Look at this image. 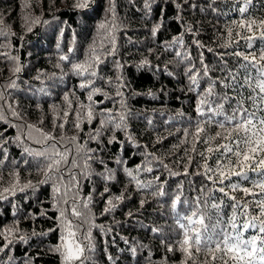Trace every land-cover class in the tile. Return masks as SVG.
Returning a JSON list of instances; mask_svg holds the SVG:
<instances>
[{
    "label": "trees",
    "instance_id": "1",
    "mask_svg": "<svg viewBox=\"0 0 264 264\" xmlns=\"http://www.w3.org/2000/svg\"><path fill=\"white\" fill-rule=\"evenodd\" d=\"M75 3L76 0H0V93L4 94V100H0V193L6 197L0 199V233L13 240L9 248L0 252V264H61L59 254L50 249L59 242V211L70 210L73 198L85 213L86 222L80 232L91 233L94 249L85 252L91 264H213L205 251L196 253L193 249L189 258L180 250L182 235L171 205L177 195L181 201L198 202L205 222L210 224L217 216L226 220L232 215L233 201L229 197L235 196L241 203L248 200V211L259 215V209L251 206L259 195L245 197L225 187L226 197L218 191L224 185L213 184L197 174L204 172L205 160L199 153L207 145L196 142L193 133L195 122L203 119L198 117L197 105L211 81H216L214 93H226L233 97L235 105L237 94L220 83H231L226 79L229 73L243 79L239 65L244 61L233 53L243 52L251 59L250 53L256 52L259 62L264 42L257 40L248 49L236 33L258 37L260 30L254 28L248 33L233 22L264 19V0H251L243 16L238 9L245 6L244 0H151L150 10L145 7L146 0H90L87 9L75 8ZM177 3L181 5L179 9ZM113 5L114 16L110 10ZM101 24L105 27L101 28ZM157 25L159 29L153 35ZM175 37H180L182 43H173ZM229 43L231 46H227ZM93 47L100 56V62L90 69L96 76L76 75L71 65L93 63ZM61 56L68 59L61 60ZM184 56H190L191 62ZM142 61L148 64L140 67ZM193 64V74L200 72L198 86H193L185 75ZM16 68L20 71L16 72ZM88 80L101 90L91 102L87 99L90 90L80 88ZM12 83L15 87H9ZM117 91L123 96H117ZM243 94L247 96L248 90ZM66 95L68 100L64 99ZM121 101L131 113L126 127L121 130L106 125L100 129V120L106 118L100 113L111 110L118 120V114L124 111ZM89 103L96 118L90 124L82 121L83 131L77 130L76 113L82 111L81 104ZM249 105L250 102L245 104ZM61 123L63 128L58 127ZM29 125L54 135L60 150H75L77 145L93 150L89 152L92 159L87 169L79 157L81 167L72 169L77 174L78 187L66 189L67 176L62 183L54 174L47 183H40L45 180L47 161L33 159L24 153V148L41 149L47 145L28 138ZM205 127L202 138L219 130L214 125ZM97 130L100 135L90 139ZM32 136L39 138L34 130ZM74 136L75 144L70 143ZM112 137L115 141L109 144ZM194 144L196 151H192ZM118 159L123 163L117 164ZM207 162L213 164L211 158ZM147 167L152 171H145ZM125 169L132 170L141 183L151 182V187L139 188ZM109 174L112 179H105ZM232 182L251 187L236 177ZM29 183L35 187L19 191ZM14 184V194L4 192ZM53 184L61 187V193H54ZM105 187L108 192H104ZM161 191L163 196L159 195ZM254 191L260 192L258 188ZM117 196L123 198L116 200ZM63 199L68 203L64 204ZM109 200L115 207L107 203ZM85 202L87 209L83 208ZM212 204H218L219 209L212 208ZM106 207L112 210L105 212ZM177 211H185L183 203H178ZM66 214L74 224L81 223L70 211ZM245 219L240 217L239 222ZM256 223L258 226L259 221ZM255 231L250 229L245 235ZM21 236L26 240H20ZM5 243L0 236V246Z\"/></svg>",
    "mask_w": 264,
    "mask_h": 264
},
{
    "label": "snow or ice",
    "instance_id": "2",
    "mask_svg": "<svg viewBox=\"0 0 264 264\" xmlns=\"http://www.w3.org/2000/svg\"><path fill=\"white\" fill-rule=\"evenodd\" d=\"M167 3L168 0H165ZM187 2V0H185ZM245 6L240 7L238 11L245 14L248 11L247 5L251 3V0H244ZM90 5V0H76L74 4L75 8L87 9ZM146 9L151 8V0H146ZM180 4H176V8L179 9ZM114 16V5L110 9ZM163 12V10H162ZM234 24H238L240 29L246 30V32L251 33L254 28L260 30V35L257 37L255 35H245L243 33L237 32L236 35L240 37L241 40L245 41V47L248 49L253 48V43L257 40L264 42V19L256 21L255 19H241L240 21H234ZM101 28L105 25L101 24ZM159 29V25L152 29L153 35ZM31 31V28H29ZM232 35V30H229V37ZM113 52L115 45V38H112ZM173 43H182L180 37H175ZM198 43V42H197ZM239 42L237 41V44ZM231 46V43L229 45ZM72 49H69L71 52ZM209 51H212L209 49ZM92 55L90 59L93 63H74L71 65L72 70L76 75L84 76L86 73L89 76H96L95 71H90L95 64L100 62V56L96 55V49L93 47L91 49ZM176 55L181 56L180 52ZM201 53V57H202ZM238 59L242 58L244 61L240 63L239 67L243 69V79L240 80L238 75L229 73L226 79H230L231 83H224L225 88H232V90L237 94L238 99L235 101V105L232 104L233 97L228 96L226 93L223 96H219L214 93V87L216 81H211L208 87L204 90V96L199 101L196 112L198 117L203 119H198L195 122V132L193 133L194 139L198 143H203L207 145L205 151L199 153L200 157L205 160L202 165L204 172L197 173L198 175L205 176L208 180L212 181L213 184L224 185L220 187L218 191L223 193L224 196H228L225 192V187L229 188L231 191H239L245 197L257 196L260 198L255 201L251 206L255 209H259V215L257 216L255 212H249L250 202L244 200L241 203L240 200L235 196L229 197L233 203L230 205L232 208V215L226 220L220 216L215 218V222L206 223L204 212L198 205V202L188 201L185 199L181 201L179 195L175 197L172 202L171 208L174 213H176V224L181 230L182 239L179 241L180 250L183 251L187 257L191 258L193 255V249L196 253L205 251L207 254L211 255L213 264L218 260L219 264H264V48L259 49V62L256 60V52H251V59L249 55L243 52L233 53ZM61 60H67V56H61ZM184 59L191 62L190 56H184ZM200 63L203 64V59L201 58ZM148 64L147 61H142L140 67H144ZM195 65L187 68L185 75L188 76L191 84L193 86H198V77L200 76L199 70L193 74V69ZM253 70H255V75H253ZM16 72L20 71V68H16ZM208 69L205 66L203 70V75H207ZM171 75V73H168ZM9 87H15L12 83ZM81 89H89L88 101L93 100L95 94L101 92L100 88L94 86V81L88 80L87 82L80 84ZM194 90V89H190ZM244 90H248V95L243 94ZM117 96H123L121 91H117ZM151 95V93H149ZM215 97V99H209ZM107 98V97H106ZM68 100V96L64 97ZM0 100H4V94L0 93ZM250 102L248 107L245 106L246 103ZM225 103H227L228 108H225ZM215 105V107H213ZM121 107L124 111H121L117 116L112 114L111 110H106V112H101L100 115H104L106 118L100 120V129H103L106 125H114L115 128L123 130L126 127V120L129 118L131 113L126 110V104L121 101ZM81 112L76 113V122H74V127L77 130L83 131L81 127V122L86 121L91 123L95 118L92 104L87 105L81 104ZM207 109V111H205ZM230 109V112H229ZM14 116L17 115L15 112L12 113ZM68 116V112L64 113ZM216 117H221V119H215ZM0 119H3L0 116ZM151 123V121H149ZM207 126H215L219 130L215 132L214 135L201 137L202 133L206 132ZM28 138L33 139L36 144L47 145L41 149H32L25 147L24 153L33 159L39 158L40 160L47 161L46 171H44L45 180L40 181L41 184L47 183L51 176L54 174L57 176L58 180L62 183L65 182V176H67V182L64 183V187L70 190L72 185L78 187L79 180L77 174L72 171V169H79L81 165L77 161V157L83 160L84 169L89 167V161L92 156L89 155L90 151L85 150L83 146L77 145L75 150L65 147L64 150H60L57 147L56 137L50 133H45L35 126L29 125ZM59 128H63L64 124L58 125ZM32 130L38 133L39 138H33ZM185 135L188 134V130L185 129ZM100 135V130L96 131L95 136H90V139H95ZM17 140L20 137L17 136ZM131 141V137H128ZM217 140L220 143H215ZM115 141V137L109 139L108 143L111 144ZM7 141H5L6 143ZM51 142V143H50ZM76 137L70 139V143L75 144ZM138 146V145H137ZM3 146L0 145V150ZM192 151H196L195 144L193 145ZM206 153L208 155H206ZM71 157V159H69ZM6 158V157H5ZM213 160V164L210 165L207 161L208 159ZM0 161V165H2ZM25 164L28 163L27 160L24 161ZM39 164V160H37ZM102 163V162H101ZM117 164L123 163L122 160H117ZM63 165V170L62 166ZM167 167V165H165ZM139 171V167L136 169ZM145 171L151 172L152 168L147 167ZM128 177L136 181L139 188H150L151 182L144 184L137 180L136 176L133 175V171L130 169H125ZM251 173V175H250ZM81 175L84 173L81 172ZM187 174V173H186ZM18 176V173L16 174ZM236 177L238 181L249 182L251 187L242 186L240 183L232 182V178ZM105 179H112L111 174L105 177ZM158 179V178H157ZM228 182V183H226ZM17 185H13L12 188H5L4 192H12L14 194ZM35 186L31 183L24 185V187L19 188V191H24L26 188H34ZM259 189L260 192L257 194L254 189ZM108 188H104V192H108ZM54 193H61V187L53 184ZM165 193L161 191L159 195L163 196ZM67 195V191L63 194ZM103 195V193H101ZM6 197L0 193V199H5ZM122 196L115 197L116 200H121ZM59 203V201H57ZM63 203L67 204L68 200L63 199ZM112 207H115L112 200L107 202ZM178 203H183L185 206V211L183 213L177 211ZM143 204V202H142ZM214 209H219L218 204H212ZM83 208H88V203L83 204ZM112 208L106 207L105 212H110ZM70 211L72 217L81 221L80 224H74L72 219H69L66 214ZM45 215V213H41ZM240 217H245L246 219L243 223L239 222ZM85 213L80 210V207L73 198V205L69 209H60L59 211V223L57 228H59L60 236L59 242L50 249V251L59 254L61 257V264H91L90 257L85 255L86 251H92L94 245L92 243L91 233H81L80 228L85 221ZM208 220H212V217H208ZM257 221L259 224L257 226ZM186 222V223H185ZM250 229H255L256 231L251 235H245ZM56 229H51L50 231H55ZM12 230L8 229L7 233L11 234ZM33 235H36L33 232ZM40 235H47V233H40ZM3 236L6 243L0 246V252L9 248L13 243V240L8 238L5 233H0ZM20 240H26V237H19ZM87 241V244L84 243ZM172 251L171 248L168 249ZM134 251V249H133Z\"/></svg>",
    "mask_w": 264,
    "mask_h": 264
}]
</instances>
